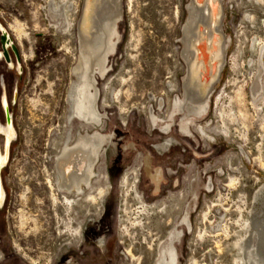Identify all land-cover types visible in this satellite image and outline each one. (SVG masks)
<instances>
[{
  "label": "rangeland",
  "instance_id": "374dc122",
  "mask_svg": "<svg viewBox=\"0 0 264 264\" xmlns=\"http://www.w3.org/2000/svg\"><path fill=\"white\" fill-rule=\"evenodd\" d=\"M73 1L80 11L83 0ZM121 2L119 39L107 61L108 75L95 80L100 91L97 106L103 116L102 127H96L110 138L103 144L101 161L96 164L98 178L92 187L108 189L94 199L93 220L83 229L86 240L81 252L67 246L64 256L76 254L74 264H136L138 258V264H156L158 245L178 220L193 188L198 199L189 211L192 233L185 230L179 243L178 264H191L190 259L195 264H240L239 243L246 237L251 215L264 221L258 199L264 193V99L258 104L250 100L252 69L248 65L256 57L253 42L264 39V0H222V31L229 44L211 92L204 122L210 125L204 140L196 132L181 136L173 124L165 135L149 117L153 111L160 121L165 120L170 100L181 95L186 70L181 38L189 0ZM45 10V0H0L1 26L6 28L16 20L27 37L23 52L27 55L32 48L29 57L19 55L16 60L8 48L10 60L3 56L0 61L7 109L12 113L10 123L17 134L6 166L0 170L6 192L0 210V250L4 255L0 264L58 262L60 257L55 259L70 237L53 218L62 209L53 206L48 197L51 190L46 170L52 172L50 159L58 148L53 141L58 143L69 129L72 136L76 131L92 132L77 121L67 125V130L63 124L68 111L66 93L78 63L75 25L59 33L47 20ZM10 61L12 68H7ZM219 125L228 135L220 134ZM167 136L174 138L172 144L160 147ZM156 168L161 172L160 186L153 195L147 172ZM135 169L134 181L129 179L128 187L122 185L124 175ZM209 181L211 189H204ZM139 198L147 208L154 203L166 204V208L155 215H141ZM177 201L180 210L173 208ZM122 232L125 236L120 244ZM99 238L104 245H98ZM262 239L264 253V234ZM15 240L30 259L11 254ZM128 247L135 256L132 263L122 255Z\"/></svg>",
  "mask_w": 264,
  "mask_h": 264
},
{
  "label": "bare ground",
  "instance_id": "6f19581e",
  "mask_svg": "<svg viewBox=\"0 0 264 264\" xmlns=\"http://www.w3.org/2000/svg\"><path fill=\"white\" fill-rule=\"evenodd\" d=\"M45 2L47 5V10H45L47 20L50 24L56 25L55 30L57 29L59 33L68 32L75 25L78 63L72 72V79L69 82L66 93L68 111L64 116L63 124L67 130V125L70 126L74 121H77L92 130L91 133H88L87 130H84L82 133L76 131L74 136H72L71 130L69 129L65 131L58 143L54 140L53 142L57 145L56 148L58 147L54 157L50 159L53 162L54 169L52 167V172L46 170L49 176L48 186L51 190L48 196L49 201L56 208L59 207L62 209V213L60 215L54 214L55 216L53 218L58 220V224L62 227L66 236L75 238L78 233V227L72 224V216L68 215L69 212L77 206L83 207L91 203L94 205L95 203L93 204V202L96 195L103 196L106 192L103 187H91L94 179L97 177L98 170L96 169L99 164L97 166L96 164L101 161L100 156L103 152V144L105 145L107 142V137L96 127V125L102 127L101 118L103 116L97 106V95L100 91L95 85V80L96 78H105L108 75L106 72L107 61L116 47L117 39H119L117 26L122 15L121 8L123 7L121 0H83L80 11L79 5L76 4L77 1L45 0ZM188 4L187 18L181 38L184 47L182 57L186 65L185 76L182 81L181 95L174 96L170 100L168 108V110L170 109L176 112L174 115V126L176 119L179 122L190 121L192 123L206 121L207 111L210 108L211 92L221 73L220 70L226 58L225 50L229 44V39L224 34V31H222V21L224 18L222 0H189ZM77 15L78 18L76 20ZM248 16L251 19V16ZM15 22L16 20L14 24H9V29L14 34L15 40L21 44L27 37L19 27V24ZM1 28L2 26L0 24V30ZM4 29L7 33L9 32L7 26ZM10 34L9 32L8 35L10 36ZM12 40L14 41L13 38ZM14 43L18 49V44L16 42ZM29 43L31 45V42ZM6 47L8 48V45ZM252 47L256 53V57L254 59L252 58L248 63L252 69L249 96L253 104H258L264 99V39H256ZM30 49L32 48L30 47ZM2 59L3 54L0 50V60ZM234 65L236 66L237 62H234ZM11 66L12 63L10 61L8 62L7 68H12ZM17 68L19 69V67ZM162 103L164 102L162 101L161 105ZM149 117L151 122L154 123L153 118L156 116H154L153 111L149 113ZM5 123L12 130L13 134L16 135L9 119ZM217 127L220 134L228 135L227 130H223L222 125ZM262 129H264V121L262 123ZM170 131L168 134H170ZM13 140L12 138L10 141V139L5 137L0 145V150L2 147L6 150ZM229 160L230 158L227 161ZM0 164H4V156L1 155V151ZM134 177H136L134 173L124 175L122 185L128 187L129 179L134 181ZM230 178V184L232 185L234 182L232 177ZM178 183L176 181L177 185ZM212 184H210L211 187ZM154 185L158 190L160 185L158 183H154ZM90 187L91 190L80 197H68L65 195L78 196L85 192V190L90 189ZM204 189H208V183ZM4 196L5 191L0 181V205L5 202ZM258 199L264 208L263 192H261V197ZM191 201L196 202V197L193 193L183 210V214L176 220L173 225L174 227H172L166 239L161 242L160 245L162 247L160 253H158L156 264H178L179 243L186 234L185 230H190L191 232L189 212L191 209L189 207ZM140 204L143 205L141 208L143 211H139L141 215L145 216L150 212L154 213L156 211L158 213L162 212L159 207H145L147 205L142 199H140ZM179 205L180 201L174 203L173 208H178ZM203 217H207L206 213L203 214ZM259 217L256 214L251 215L246 237L239 243L240 264H264V253L262 251L264 221H261ZM146 219L148 220L147 216ZM247 224L248 222L245 223V225ZM121 225H125L124 222ZM124 233H121V235L123 234L121 236L122 241L125 236ZM126 254L131 260H134L131 248L126 249ZM122 255L126 257L124 253ZM190 261L191 264L196 263L194 259H190Z\"/></svg>",
  "mask_w": 264,
  "mask_h": 264
},
{
  "label": "flooded vegetation",
  "instance_id": "af4514ba",
  "mask_svg": "<svg viewBox=\"0 0 264 264\" xmlns=\"http://www.w3.org/2000/svg\"><path fill=\"white\" fill-rule=\"evenodd\" d=\"M7 28H8V30H9V32L11 33V35H12V37L14 38V40L16 39L15 38V36H14V34L10 31V29H9V25L7 26ZM15 42L18 44V52L20 53V58H26V57H29L30 56V52H32V49H29V52H28V54L26 55L24 52H23V50H22V46H23V43L24 42H22L21 44L20 43H18L17 42V40H15ZM1 61V60H0ZM12 63V65H13V62H11ZM1 77H0V83L2 84V86H4L5 87V83L3 82L4 81V78L2 77V75H0ZM72 78V77H71ZM4 94H5V92H4ZM1 102H2V105H3V107L5 106V98H4V96H2V99H1ZM176 114V112L175 111H171L170 109L168 110V112H167V115L165 116V120H163V121H160L159 120V116H156V115H154V116H156V117H154L153 118V121H154V123L153 124H155V125H158V127L160 128V131H162V133L163 134H165V135H167L168 134V132L170 131V129H171V124H173L174 123V118H175V115ZM176 121H178V119H176ZM6 122V121H5ZM5 122H2L1 120H0V145H1V143L3 142V140L5 139V137L7 138V139H10V141L12 140V138L14 139L15 137H16V135L15 134H13V132H12V130L10 129V128H8L7 126H6V123ZM205 122V121H204ZM204 122H201V123H192V122H190V121H183V122H178V124H175V127L177 126L180 130V132H181V134L183 135V137H185L186 136V134L187 135H191V134H194L195 132L197 133V134H200V136H201V138L204 140V139H206V138H208V134H207V128H208V126H209V124H207V123H204ZM204 124V125H203ZM14 129V128H13ZM14 131H15V129H14ZM171 132V131H170ZM16 133V132H15ZM103 135H105V134H103ZM181 135V136H182ZM106 137H107V142L109 141V136H107V135H105ZM210 139H212V138H210ZM174 140V138L173 137H166L165 139H164V141H163V143L161 144V145H159L160 147H167V146H169V145H171L172 143V141ZM106 142V143H107ZM103 155V152H102V154H101V156ZM101 156H100V158H101ZM142 162H143V159H141V161H140V166H142ZM146 166H147V164H146ZM230 167H231V169H235V168H233L231 165H230ZM159 170H160V168H156V169H154L153 171H150V172H147L148 173V176H149V180H150V183H151V185H152V190H153V195H156L157 194V189L155 188V185H154V183H158L159 184V179H160V176H161V172H159ZM136 172H138V170L137 169H135V171H133V172H131V173H134L135 175H136V177H137V173ZM107 177H108V175H107ZM98 178V174H97V177L94 179V181L96 180ZM108 179V178H107ZM124 180V179H123ZM93 181V182H94ZM93 184V183H92ZM109 184V183H108ZM211 183L210 182H208V189H211V185H210ZM91 187H92V185H91ZM91 187H90V189H87V190H85V192H83L82 194H80V195H78V196H73V195H68V194H65V195H67L68 197H80V196H83L86 192H88L89 190H91ZM205 187V186H204ZM108 189V188H107ZM107 189H105L106 191H107ZM193 189V188H192ZM191 189V192L190 193H188V195L189 196H187L188 197V199H186V204H184V207H183V209H182V213L180 214V215H182L183 214V210H184V208H185V206L188 204V202H189V199H190V197H191V194L193 193V195H195V197H196V200H197V192L196 191H193ZM143 200V199H142ZM144 202V201H143ZM178 202V201H177ZM5 203V202H4ZM145 203V202H144ZM194 201H191L190 202V204H189V207L191 208V206L192 205H194ZM3 206H4V204L2 203L1 205H0V210L3 208ZM152 206H155V207H159L160 208V210H164L165 208H166V204L165 205H158L157 203H154ZM151 206V207H152ZM173 206H174V204H173ZM93 207V205H92V203L91 204H88V205H86V206H83V207H76V208H74L72 211H70L69 212V214L68 215H70V216H72V224L73 225H75V226H77L78 227V233H77V235H76V237L75 238H69L68 240H70V242L68 243V244H65L64 246H63V248H61V250L59 251V254H58V257L55 259V261L59 258V260H58V262L56 263V264H74V262H75V258L77 257V255L75 254V255H71V256H64V254H65V252H66V249H65V247H67V246H70L69 248H71L73 251H76L77 252V254H78V251L79 252H81V250H82V248H81V245H82V242L83 241H85L86 240V235H84V233H83V229H84V227H85V224H86V222L87 221H92L93 220V212H91V208ZM179 215V216H180ZM176 222V221H175ZM175 222H174V224H175ZM123 222H121V224H122ZM174 224H172V227H174L173 225ZM172 227L170 228V229H172ZM96 230V229H95ZM94 231V230H93ZM97 231V230H96ZM90 237H88V239H89ZM121 236H120V239H119V241H118V243H120L121 244V242L123 243V241L121 240ZM124 239V238H123ZM104 242L105 241H103L101 238H99L98 239V245H100V246H102V245H104ZM164 243V242H163ZM13 245H12V247H11V254H13V255H21V257L22 258H24V259H30L24 252H22V250L20 249V247L18 246V244H17V242H16V240L12 243ZM162 246L159 244L158 245V248H157V257H158V253H160V248H161ZM128 248H131V247H128ZM65 249V250H64ZM126 249L127 248H125V252H124V255L126 256V258L128 259V262H130V263H132V261H134L135 260V256H134V260H131L130 259V257L129 256H127V254H126ZM64 250V251H63ZM131 250H132V248H131ZM132 254H133V251H132ZM61 255V256H60ZM134 255V254H133ZM4 259V255H3V252L0 250V262L2 261ZM157 260H158V258H156V261H155V263L157 262ZM139 263V258L137 259V263L136 264H138Z\"/></svg>",
  "mask_w": 264,
  "mask_h": 264
},
{
  "label": "built area",
  "instance_id": "2783aa9c",
  "mask_svg": "<svg viewBox=\"0 0 264 264\" xmlns=\"http://www.w3.org/2000/svg\"><path fill=\"white\" fill-rule=\"evenodd\" d=\"M5 49L7 50L8 48L6 47V45H5ZM0 50H1V48H0ZM1 52H2V50H1ZM8 53V52H7ZM8 56H9V54H8ZM9 60H10V56H9ZM9 60H7V61H9ZM7 65H8V63H7ZM4 92H5V87L4 86H2V84L0 83V120L2 121V122H5L6 120H8L9 119V121L10 122H12V113L7 109L8 108V106H7V101H6V92H5V94H4ZM2 96H4V98H5V108L3 107V105H2V102H1V99H2ZM13 125V124H12ZM16 137H17V134H16ZM16 137L14 138V140L13 141H15V139H16ZM12 141V142H13ZM11 142V143H12ZM10 143V144H11ZM9 147H10V145H9ZM9 147L8 148H6V150L4 149V147H2L1 148V155H3L4 156V164H0V170H2L5 166H6V163H7V161H8V159H9V154H10V150H9ZM1 181V180H0ZM2 183V182H1ZM4 188V187H3ZM4 191H5V189H4ZM5 200H6V192H5Z\"/></svg>",
  "mask_w": 264,
  "mask_h": 264
},
{
  "label": "water",
  "instance_id": "95a60500",
  "mask_svg": "<svg viewBox=\"0 0 264 264\" xmlns=\"http://www.w3.org/2000/svg\"><path fill=\"white\" fill-rule=\"evenodd\" d=\"M5 45H8V48L12 51V54L14 55L15 60L19 58V53L17 49V45L14 43L12 38L8 35L6 30L1 28L0 30V48L2 50V54L4 56V59L7 61L9 60V56L7 54V50L5 49Z\"/></svg>",
  "mask_w": 264,
  "mask_h": 264
}]
</instances>
